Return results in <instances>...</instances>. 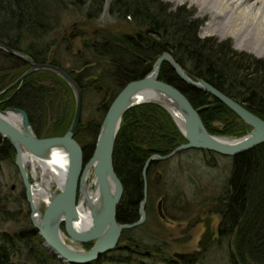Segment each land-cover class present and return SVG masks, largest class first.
Instances as JSON below:
<instances>
[{
    "label": "trees",
    "instance_id": "16d2710c",
    "mask_svg": "<svg viewBox=\"0 0 264 264\" xmlns=\"http://www.w3.org/2000/svg\"><path fill=\"white\" fill-rule=\"evenodd\" d=\"M107 2L0 0V44L23 53L36 63L50 62L72 74L83 94L93 91L103 96L99 107L104 117L111 102L127 83L144 77L160 55L170 53L189 76L206 80L264 119V60L245 51H237L230 40L220 42L215 37L202 38L199 33L204 23L195 18L194 10L186 6L174 8L164 0H111L109 15L118 21L128 22L134 33L124 31L112 35L102 31L93 34L84 41L85 53L74 56L71 70L65 69L59 57L51 59L52 41L46 42V39L58 30L61 10L72 7L91 23L101 18ZM27 39L37 44H29ZM29 68V63L0 49V92ZM161 68L159 79L182 91L196 109L202 108L200 117L211 134L237 139L251 130L226 104L185 84L169 62H165ZM50 77L62 83L73 107L68 115L62 112L61 117L48 128L45 126V115L53 86L45 79L49 80ZM75 104L76 97L70 85L57 74L44 70L31 73L0 95V109L12 107L25 110L40 138L63 136L71 127ZM101 122L91 129L95 140ZM215 122L220 126L214 127ZM121 124L113 157L116 174L125 191L117 207V221L120 224H133L140 218L145 163L153 154H169L186 140L172 115L162 106L152 103L129 109ZM80 129L81 124L75 137L82 144ZM87 146H82L84 154L89 149ZM188 151L209 156L210 165L217 157H222L208 151ZM15 154L11 141L0 134V161ZM230 158L232 166L226 185L211 210L221 217L217 239L219 242H232L240 264H264V144ZM157 164L161 162L151 163L148 176ZM151 207L150 204L146 207L149 220L156 216V211ZM128 233L125 231L120 243L130 240L136 248L120 246L91 264H144L137 261L138 257L144 256L141 253L142 245L132 240ZM42 243L43 238L30 222L23 231L3 234L0 236V264H17L15 258L19 256L25 257L19 264H66L44 248ZM157 251L158 247L150 249L152 254ZM169 263L182 264L174 260Z\"/></svg>",
    "mask_w": 264,
    "mask_h": 264
},
{
    "label": "water",
    "instance_id": "95a60500",
    "mask_svg": "<svg viewBox=\"0 0 264 264\" xmlns=\"http://www.w3.org/2000/svg\"><path fill=\"white\" fill-rule=\"evenodd\" d=\"M0 49L30 64V68L15 82L8 85L7 89L0 92V95L28 78L31 73L44 70L64 79L76 96L74 118L70 129L63 136L40 138L32 128L25 110L12 107L6 110L0 109V134L11 141L16 151V166L21 174L31 207L32 224L43 238L45 247L66 264H91L101 259L103 254L118 248L124 230H132L143 225L147 218L146 205L149 193L147 174L152 162L169 160L183 151L194 149L217 153L223 157H237L264 144L263 118L255 115L206 80L192 78L170 53H163L144 77L127 83L111 102L100 124L95 150L90 159L86 161L84 148L75 137L83 116V93L72 74L70 75L63 68L50 62L36 63L7 45L0 44ZM165 62L170 63L177 76L190 88L204 91L226 104L246 125L250 126L251 130L248 134L237 137V139L211 134L200 117L202 108L196 109L182 91L159 79L161 66ZM149 103L162 106L172 115L186 142L169 154H153L147 160L143 170L144 195L139 207L140 219L133 224H120L117 221V207L122 201L125 189L114 168L115 143L126 112L138 105ZM176 116L183 121L182 126ZM25 155L42 163L54 161V158L66 161L65 172L62 176L64 182L60 188L57 187V191L52 192L49 202L45 203L43 212L35 201L33 193L35 182L30 181L29 172L25 167ZM88 177L91 180L90 183L87 180ZM79 193L83 195L82 201L91 212V219L88 226L83 224L78 228V223L81 221ZM161 205L160 203L158 209L163 219L165 216ZM66 236L72 243L90 244L92 242L93 246L88 250L77 249L66 243ZM130 245L134 246L132 243ZM191 256L192 253L175 255L184 263H187ZM233 257L236 264H240L235 254Z\"/></svg>",
    "mask_w": 264,
    "mask_h": 264
},
{
    "label": "rangeland",
    "instance_id": "374dc122",
    "mask_svg": "<svg viewBox=\"0 0 264 264\" xmlns=\"http://www.w3.org/2000/svg\"><path fill=\"white\" fill-rule=\"evenodd\" d=\"M164 1L171 3L174 8L186 6L187 9L194 10L196 12L195 18L204 23L199 33L202 38L215 37L220 42L230 40L237 51H245L264 60V56H258L249 50L255 43L254 29L256 26L252 24L248 26L240 41L243 48L239 49L233 36L225 35L230 24L229 19L223 20L225 13L221 11L212 12L214 0H207L201 5L191 0H183V3L177 0ZM110 2L111 0H108L101 18L97 21H91V23L84 20L78 11L72 7L61 10L58 30L46 39V42L52 41L51 59L55 56L59 57L65 69L71 70L74 56H81L85 53L84 41L93 34L102 31L112 35L124 31L134 33L128 22L118 21L114 16L109 15ZM27 41L29 44H37L32 39H27ZM39 45L40 41H38V47H40ZM68 46L69 50L67 49ZM260 49V53L264 55V44ZM45 80L53 86L50 91L51 96L47 100L49 109H46L45 115L47 121L45 126L50 128L52 123L61 117L62 112L68 115L73 105L62 83L60 84L52 77ZM102 97L93 91H86L83 94V116L80 122L79 136L83 140L80 145L89 146L85 152V154L88 153L86 161L94 152V143L97 141L92 136L91 129L96 128L98 126L96 124L104 119L103 111L99 107L102 104L100 103ZM215 126H220V123L215 122ZM44 131L46 132V129ZM206 156L195 151H183L172 159L157 164L152 168L150 176L147 174L148 188L150 189L148 204L150 207L152 206L153 211H156V216L149 220L147 215L142 226L128 231L130 238L142 245L141 253L144 256L138 257L139 263L170 264L169 262L172 260L182 262L175 257L177 253H198L211 244L215 248H211L210 254L207 255L208 264H235L230 257L232 242H219L217 239L221 217L211 211L214 208L215 199L223 192L226 185L232 166L231 158L217 157L215 164L210 165L208 161L211 162V159ZM15 160L16 154L10 156L9 159L0 161V236L23 231L28 227L29 222L32 223L31 207ZM27 168L30 172V167L27 166ZM37 176L36 179L40 182V174ZM34 178L30 175L32 183L35 181ZM52 186V189L57 191L56 185ZM160 203L165 216L163 219L160 217V209H158ZM41 204L45 205L43 202ZM69 239L66 236L67 244H70ZM125 244L123 241L121 248ZM155 247H158V251L152 254L150 249ZM24 258L20 256L15 258L16 263L19 264V262L24 261ZM199 263L201 262L199 261ZM202 263L204 264L205 261ZM51 264H56V262ZM182 264L185 263L182 262Z\"/></svg>",
    "mask_w": 264,
    "mask_h": 264
},
{
    "label": "bare ground",
    "instance_id": "6f19581e",
    "mask_svg": "<svg viewBox=\"0 0 264 264\" xmlns=\"http://www.w3.org/2000/svg\"><path fill=\"white\" fill-rule=\"evenodd\" d=\"M182 1L183 0H177ZM196 4H204L207 0H191ZM224 12L225 16L223 20L229 19V27L225 31V35L233 36L237 43V47L243 48L241 46V38L243 33L248 29L250 24L255 25L254 29V45L249 50L256 53L258 56L263 57L261 52V47L264 42V0H214V5L212 7V12ZM223 13V14H224ZM248 51V50H247ZM177 121L180 125H183V121L176 116ZM25 167L28 171L27 166L30 167L29 175L34 178L35 186L33 193L35 194V201L37 206L41 205L43 202L48 203L51 194L54 191L52 185L56 187H61L63 184V173L65 172L66 161L60 158H54V161H48L47 163H42L34 159L29 155L24 157ZM50 165V166H49ZM40 174V182L36 179ZM90 177V176H89ZM89 177L87 180H89ZM79 213H80V223L79 226L85 224L89 225L91 219V212L87 209L86 204L80 199L79 201ZM83 202V205H82Z\"/></svg>",
    "mask_w": 264,
    "mask_h": 264
},
{
    "label": "flooded vegetation",
    "instance_id": "af4514ba",
    "mask_svg": "<svg viewBox=\"0 0 264 264\" xmlns=\"http://www.w3.org/2000/svg\"><path fill=\"white\" fill-rule=\"evenodd\" d=\"M84 157L86 158V156H85V154H84ZM87 159V158H86ZM90 181V180H89ZM80 199H83V195L81 194V193H79V195H78V201L80 200ZM148 203H149V193H148ZM148 203H147V205H148ZM44 204V203H43ZM147 205H146V207H147ZM39 209L43 212L44 211V209H45V205L43 206L42 204L41 205H39ZM32 220V219H31ZM33 225V224H32ZM137 228V227H136ZM62 229H63V231L65 232V228H64V226H62ZM134 229V228H133ZM132 229V230H133ZM125 231H129V230H124L122 233V236L124 235V233H125ZM122 238V237H121ZM70 240V239H69ZM120 241H121V239H120ZM120 241H119V246L118 247H120L121 246V244L122 243H120ZM125 246L124 247H127V248H134L135 246H131L130 244V240H126L125 241ZM70 244L72 245V246H76L77 248H81V249H86V250H88V249H90L92 246H93V243L92 242H90V244L92 245V246H90V248H88V245L89 244H82V243H72L71 242V240H70ZM42 245H43V247H45V242L44 243H42ZM211 248H215V246H212L211 244H209V246L208 247H205V248H203L202 250L203 251H199L198 253H192V256L191 257H189L188 258V260H187V263H185V264H198L199 263V261L201 262V263H199V264H203L202 262H204L205 261V263L204 264H208V261H207V259H208V254H210V249ZM47 249V248H46ZM231 253H230V257H231V260H233V262L236 264V261L234 260V257H233V255L235 254L236 255V253H235V249H233L232 248V246H231ZM204 260V261H203ZM63 262V261H62Z\"/></svg>",
    "mask_w": 264,
    "mask_h": 264
}]
</instances>
